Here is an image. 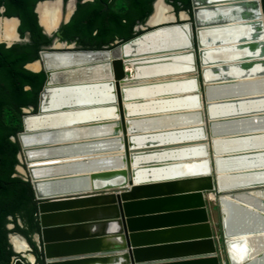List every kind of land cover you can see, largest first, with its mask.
<instances>
[{
	"label": "water",
	"instance_id": "obj_1",
	"mask_svg": "<svg viewBox=\"0 0 264 264\" xmlns=\"http://www.w3.org/2000/svg\"><path fill=\"white\" fill-rule=\"evenodd\" d=\"M52 1L56 0L39 1L34 8L38 26L47 38H52L53 33L70 21L77 6V0H58L61 12L66 2L65 17L47 33L40 25L37 7ZM70 1L72 7L67 14ZM86 1L92 0L83 2ZM158 1L154 2L153 12L146 22L134 27L137 33L142 32L134 38L115 41V45L100 49H81L75 41L53 39L39 52L37 60L24 66L31 72L45 74L36 111L32 106L22 110V129L11 138L19 146L13 176L29 182L36 203L37 230L33 240L36 252L31 254V262L26 257L29 249L21 253L12 249L15 256L11 264H86L93 259L81 258L93 255L114 258L119 264H225L218 255L215 222L207 199L216 202L225 192L233 195L249 192L251 188L263 189L264 181L239 185L229 191L221 187L219 172L224 169L216 159L217 146L213 140L210 100L204 78L206 54L200 29L244 22L245 26L253 28V40L248 39L250 32L242 35L237 38L240 39L238 47L259 49L264 56V0L233 1L235 10L229 14L218 12L207 20L200 19L206 5L218 0H191V10L179 13L167 0H162L170 7L175 20L151 25L149 21L156 13ZM3 13L1 8L0 14ZM4 20L15 21V30L20 25L17 19L0 17V29ZM15 37L11 42L0 40V43L9 48L29 41L28 34L21 40L15 31ZM246 56H241L239 65L250 70L253 62ZM60 59L68 63L63 64ZM35 63L39 67L33 70L30 65ZM214 68L215 72H224L219 77L221 81L236 78L228 64ZM223 85L216 89L222 98L227 93ZM159 103H164L165 107L157 108ZM132 104L153 105L156 109L133 114L129 109ZM99 106L114 112L115 117L74 122L69 127H51L63 113L83 108L96 112ZM259 110L264 114V101ZM78 127L110 131L94 137H78L75 135ZM66 132L70 137H64ZM237 151L240 150L234 152ZM247 151L249 149H244ZM93 162L101 166L76 172L66 170ZM187 163L202 164L206 171H186ZM233 168L235 166L231 165L227 170ZM196 182L198 193L190 198H198L201 204L193 210H203L200 214L205 218L204 226L209 233L202 237L204 239L199 238L200 241L193 238L186 241L207 244L208 249L181 253V240L152 238L168 228L156 227L165 216L157 205L162 203L164 198L161 197L170 196L166 199L177 201L178 207L167 213L179 212L181 195L190 193L181 192V185ZM211 194L215 199L209 196ZM149 205L155 206L150 208ZM83 226L89 228L84 233L80 231ZM171 228L181 229V225ZM7 229H13V225H7ZM192 229L188 227L185 231L193 235L195 229ZM173 233L181 236L178 231ZM160 249L168 252L167 255H157L155 252ZM230 263L233 264L232 260Z\"/></svg>",
	"mask_w": 264,
	"mask_h": 264
},
{
	"label": "bare ground",
	"instance_id": "obj_2",
	"mask_svg": "<svg viewBox=\"0 0 264 264\" xmlns=\"http://www.w3.org/2000/svg\"><path fill=\"white\" fill-rule=\"evenodd\" d=\"M233 1L237 0H218L217 3L206 5L205 12L200 16V19L207 20L209 17L216 16L218 12L229 14L236 9ZM71 7L72 1L67 5V14L70 12ZM169 8L170 7L166 6L162 0H159L156 3V13L152 16L149 24L153 25L160 22L175 20L173 14H170ZM37 12L39 14L40 25L47 33L54 30L61 20V5L58 0L38 5ZM182 18H185V14H182ZM15 28V21H2L0 40L6 42L15 40ZM252 31L253 28L245 26L244 22L222 26H204L200 29V38L204 42L203 49L206 54L204 78L210 100L211 129L213 130L214 143L217 146L216 159L220 163V168L224 169V171L219 172L220 184L224 191H229L233 187L239 185L264 181V114L259 110L262 101H264V56H261L259 49L252 51L248 48H239L238 44L240 39H237L250 32L248 39L253 40V38H251ZM214 40L218 41L214 42ZM59 46L60 45H56V47ZM224 49L226 50L223 51ZM241 56H246L247 59L253 62L250 70L242 69L239 65L241 62L240 58H242ZM65 59L69 61L67 57H65ZM67 61H62L60 59V62L63 64H67ZM225 64L231 66L230 70H232V74H235L233 77L236 78H229L224 81L220 80L219 77H221V74H224V72H215L214 67H222ZM233 64H237V67ZM38 67V63L30 65V68L33 70L38 69ZM130 67L129 65V68ZM240 74L243 75L241 76ZM222 84H224L222 88L227 87L226 89L224 88L227 93L223 98L216 93V89ZM251 84L254 85L251 86ZM218 91H221V89ZM247 99L252 100L246 101ZM164 103H166V105L169 104L168 102ZM164 103H159L156 107L161 109L165 107ZM97 108L96 112L83 108L63 113L58 123L51 124V127H69L74 122H81L89 119L96 121L115 117L113 116L114 112L102 110L103 106ZM129 109L131 113L138 114L154 111L156 108H154L153 105L132 104ZM247 122H249L250 125L247 124ZM246 124L247 126H244ZM72 127L76 126H71V128ZM109 131L110 129L100 131L78 127L75 135L78 137H94ZM64 137L67 138L70 137V135L66 132ZM236 149L240 151L234 152ZM244 149H249V151L246 153ZM37 154L39 153L35 152V155ZM199 163H187L184 166V170L189 172H192V170L195 172H205L206 170L201 167L203 165ZM231 165L235 166V169L227 170V167ZM100 166L98 162H93L83 164L77 168L69 167L66 168V170L76 172L84 169H97ZM237 167L240 168L237 170ZM181 187L186 193H190H188L189 195H181V210L177 212L178 214L167 213L170 211L168 210L170 208L175 207L177 209V201L170 202L169 199L164 198L162 203H158L157 208H161V210L165 212L162 221L165 222L164 224L168 228H164V231L158 233L157 237L152 238L160 241L164 239H166V241L173 240L175 242L181 240V253H193L195 249H200L205 252L208 249L207 244H198L196 242L201 240L199 238L208 236L209 231L206 226H204V216L200 214L203 210H193L198 207L201 202L198 201V198H190L192 197L190 195L198 193L196 192L199 189L197 188L198 183L183 184ZM248 191L249 192H238L233 195H230V191L225 192L220 199L216 200L218 204L219 200L221 202V204H219L222 215L220 225L222 226L226 238V251L233 264H264V188H251V190ZM209 196L215 199L213 194ZM208 200L210 199L208 198ZM154 206L155 205H149L150 208ZM194 218L196 221L194 220L193 222L192 219ZM181 220L184 222H181ZM178 225H181V229L173 230L171 228ZM188 227L194 228L195 230H192H194L195 234L192 233L193 235H189L185 231ZM174 231L181 233V236L176 237L173 233ZM188 238L199 240L188 242L186 241ZM10 243L16 252H26L29 249L26 241L18 234H12L10 236ZM182 243L187 246H183ZM155 253L163 257V254L168 252L160 249ZM26 257L29 261H33L31 254H27ZM81 259H93L92 262H87L86 264H119L114 258L105 259L94 255L88 257L84 256V258Z\"/></svg>",
	"mask_w": 264,
	"mask_h": 264
},
{
	"label": "trees",
	"instance_id": "obj_3",
	"mask_svg": "<svg viewBox=\"0 0 264 264\" xmlns=\"http://www.w3.org/2000/svg\"><path fill=\"white\" fill-rule=\"evenodd\" d=\"M44 0H0V17L17 19L18 34L29 35V42L17 43L7 48L0 43V264H11L15 256L8 242V235L23 234L36 252L30 240L37 230L36 203L29 182L15 174L18 165L19 146L11 138L21 131L22 110L32 106L36 111L37 98L45 81L43 71L31 72L24 66L38 59L39 52L50 44L51 39L42 34L34 8ZM76 10L70 21L60 28L62 41L74 42L81 49H100L115 45L141 34L134 27L143 24L153 12L156 0H77ZM123 9H116L117 2ZM177 13L191 10V0H167ZM5 112H7L5 114ZM15 117V124L5 118ZM23 223L20 227L18 221ZM12 224V230L7 225Z\"/></svg>",
	"mask_w": 264,
	"mask_h": 264
},
{
	"label": "rangeland",
	"instance_id": "obj_4",
	"mask_svg": "<svg viewBox=\"0 0 264 264\" xmlns=\"http://www.w3.org/2000/svg\"><path fill=\"white\" fill-rule=\"evenodd\" d=\"M123 7H124V3L123 2L119 1V2H117L115 4V8L116 9H123ZM177 19L179 20L180 17L178 16ZM6 113L7 112H5V114ZM5 121L7 123H9V124L17 123L15 117H12V118L6 117ZM206 203H207V206H209V213H210V216L212 218V221L215 222L214 226H216V229H214V232H215L216 243L219 246L218 255L222 259V261L225 262V264H231L230 260H229V256H228L227 251H226L227 250L226 249V242H225L226 238L224 236V231L222 230V226L220 225V222H221V219H222L220 206H219L218 202H217V205H216V202H211V201H207ZM9 225L11 226L12 224H9Z\"/></svg>",
	"mask_w": 264,
	"mask_h": 264
},
{
	"label": "flooded vegetation",
	"instance_id": "obj_5",
	"mask_svg": "<svg viewBox=\"0 0 264 264\" xmlns=\"http://www.w3.org/2000/svg\"><path fill=\"white\" fill-rule=\"evenodd\" d=\"M64 1H66V0H64ZM84 0H82V2H83ZM78 2V1H77ZM87 2V1H86ZM3 9V8H2ZM65 13H66V2H64V6H63V9H62V16H61V20L60 21H62L63 19H64V16H65ZM18 28H19V26L17 27V29L15 30L16 31V33L18 34ZM61 28V27H60ZM60 28L58 29V31L57 32H55V33H53L52 34V38H50L51 39V41L53 40V39H59L60 38V41H62L61 40V36H60V33H59V31H60ZM58 34H59V37H58ZM19 35V34H18ZM26 36V35H25ZM25 36L23 37V38H21L20 36H19V38L22 40V39H24L25 38ZM29 42V41H28ZM23 43H27V42H23ZM68 43V42H67ZM71 43V42H70ZM50 44H51V42H50ZM49 44V45H50ZM48 45V46H49ZM77 46V45H76ZM44 48V47H43ZM19 177V176H18ZM18 223H19V225H20V227H22L23 228V223H21V221L19 220L18 221ZM14 227V226H13ZM12 234H18V235H20L21 237H23L25 240H26V238H25V236L23 235V234H19V233H16V232H13V233H11V235ZM30 240L33 242V240H34V232H31V234H30ZM8 241H9V239H8ZM27 241V240H26ZM10 247H11V250L13 249V247H12V245H10ZM29 250H30V252L28 253L27 252V254H33L35 251L33 250V248H32V246L31 245H29Z\"/></svg>",
	"mask_w": 264,
	"mask_h": 264
},
{
	"label": "crops",
	"instance_id": "obj_6",
	"mask_svg": "<svg viewBox=\"0 0 264 264\" xmlns=\"http://www.w3.org/2000/svg\"><path fill=\"white\" fill-rule=\"evenodd\" d=\"M129 70H132V69L129 68ZM205 170H206V169H205ZM181 192L184 193V190H181ZM164 194H166V193H164ZM156 197H158V196H156ZM166 197L169 198L170 196H163V197H161V198H166ZM207 201H209V200L207 199ZM211 202H212V201H211ZM171 209H176V208H170V209H168V210H171ZM161 212H163V210H162ZM178 220H179V219H178ZM192 220H193V222H194V220L196 221L195 218L192 219ZM198 221H199V220H198ZM181 222H184V221L181 220ZM164 223H165V222L161 221V224H160V225H157L156 227L161 228V227H163V226H166ZM23 228H24V227H23ZM24 229H25V228H24ZM88 229H89V228L86 227V226L80 227V231H82L83 233L86 232ZM66 234H69V233L66 232Z\"/></svg>",
	"mask_w": 264,
	"mask_h": 264
}]
</instances>
